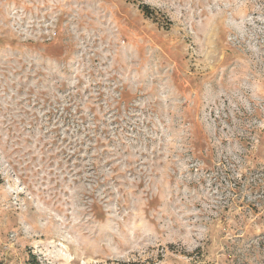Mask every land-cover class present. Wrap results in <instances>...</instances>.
<instances>
[{
  "label": "rangeland",
  "instance_id": "obj_1",
  "mask_svg": "<svg viewBox=\"0 0 264 264\" xmlns=\"http://www.w3.org/2000/svg\"><path fill=\"white\" fill-rule=\"evenodd\" d=\"M264 264V0H0V264Z\"/></svg>",
  "mask_w": 264,
  "mask_h": 264
},
{
  "label": "trees",
  "instance_id": "obj_2",
  "mask_svg": "<svg viewBox=\"0 0 264 264\" xmlns=\"http://www.w3.org/2000/svg\"><path fill=\"white\" fill-rule=\"evenodd\" d=\"M31 255H33V254H30L28 263L34 264L32 262L33 260H31ZM116 264H147V263L140 261V260H128V261H117Z\"/></svg>",
  "mask_w": 264,
  "mask_h": 264
}]
</instances>
